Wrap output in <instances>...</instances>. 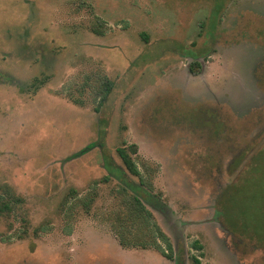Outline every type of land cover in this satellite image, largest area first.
<instances>
[{
	"label": "rangeland",
	"instance_id": "obj_1",
	"mask_svg": "<svg viewBox=\"0 0 264 264\" xmlns=\"http://www.w3.org/2000/svg\"><path fill=\"white\" fill-rule=\"evenodd\" d=\"M131 143L172 260L105 219L118 181L101 179ZM6 186L24 201L0 217V264H264V0H0ZM71 189L94 190L87 210Z\"/></svg>",
	"mask_w": 264,
	"mask_h": 264
},
{
	"label": "trees",
	"instance_id": "obj_2",
	"mask_svg": "<svg viewBox=\"0 0 264 264\" xmlns=\"http://www.w3.org/2000/svg\"><path fill=\"white\" fill-rule=\"evenodd\" d=\"M92 31L96 34H101L102 31L95 26ZM188 70L192 75H197L201 66L194 58L188 64ZM98 88L95 90L97 105L100 106L112 89L113 82L106 75H101L99 78ZM38 87V86H37ZM68 97L77 104H82L78 99L68 95ZM102 145V144H101ZM93 146L88 144L73 156L79 155ZM116 153L120 158L122 165L111 168V173H107L102 177V181L106 182L112 179V176L118 181L117 189L114 191L117 200V207L110 214L106 215V221L109 224L110 231L117 240L118 244L125 249H153L159 254L172 260L174 258V248L170 237L164 232L161 226L156 221L153 212L146 205L147 203L155 202L154 196L149 193L152 188V182L146 179L143 172L139 169L136 160L132 157L137 153L135 143L129 145L118 146ZM131 176L137 178L134 181ZM96 181H94V185ZM71 199L76 201L68 205L69 210L77 202L85 210H87L94 200V190H90L83 196H78L75 189L70 191ZM23 199L15 195V193L6 186L0 192V217L10 215L16 211L23 203ZM43 229V226L34 228L33 234H38ZM26 233V227L21 231ZM22 238V236H18ZM192 247L201 249V245L197 240H194ZM194 264H202L199 256L191 255Z\"/></svg>",
	"mask_w": 264,
	"mask_h": 264
},
{
	"label": "crops",
	"instance_id": "obj_3",
	"mask_svg": "<svg viewBox=\"0 0 264 264\" xmlns=\"http://www.w3.org/2000/svg\"><path fill=\"white\" fill-rule=\"evenodd\" d=\"M125 249V248H124Z\"/></svg>",
	"mask_w": 264,
	"mask_h": 264
}]
</instances>
